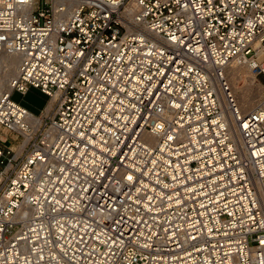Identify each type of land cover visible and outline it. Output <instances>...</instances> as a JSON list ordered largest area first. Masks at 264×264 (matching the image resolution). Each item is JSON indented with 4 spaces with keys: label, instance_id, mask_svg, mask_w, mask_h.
I'll use <instances>...</instances> for the list:
<instances>
[{
    "label": "built area",
    "instance_id": "1",
    "mask_svg": "<svg viewBox=\"0 0 264 264\" xmlns=\"http://www.w3.org/2000/svg\"><path fill=\"white\" fill-rule=\"evenodd\" d=\"M3 51L0 264H264V0H0Z\"/></svg>",
    "mask_w": 264,
    "mask_h": 264
},
{
    "label": "rangeland",
    "instance_id": "2",
    "mask_svg": "<svg viewBox=\"0 0 264 264\" xmlns=\"http://www.w3.org/2000/svg\"><path fill=\"white\" fill-rule=\"evenodd\" d=\"M9 56L4 54L3 52H0V86L7 85L15 76V62L12 60H9ZM256 76V82H252V85H248V73H244L243 70H240V76L237 78L236 81H233L234 88H240L245 87L244 90L246 94L250 97L260 94L261 96V86H264V77L262 75H257L255 71L251 72ZM246 81V82H245ZM245 83V84H244ZM232 84V85H233ZM236 85V86H235ZM244 85V86H243ZM262 88V87H261ZM259 96V98H260ZM11 99L23 106L25 109L33 113L34 115H39V112L44 108V106L47 104L48 100L45 96H42L38 91L36 90H30L25 95L19 94L17 92H14L11 96ZM9 139H11V136H9ZM7 144H10V141L7 142Z\"/></svg>",
    "mask_w": 264,
    "mask_h": 264
},
{
    "label": "bare ground",
    "instance_id": "3",
    "mask_svg": "<svg viewBox=\"0 0 264 264\" xmlns=\"http://www.w3.org/2000/svg\"><path fill=\"white\" fill-rule=\"evenodd\" d=\"M3 53L5 55L7 54L9 56L8 57L9 60H12V62L13 61L15 62L14 64H15V71L16 72H15V76L13 78V79H15L16 76H17V73H18L19 58H18V56L16 54L12 53L11 51H3ZM240 70L241 71L243 70L244 73H248L249 74L248 75V80H249L248 81V85L249 86L252 85V82H254V83L256 82V76L251 73L252 72V67L251 66H249L248 64H238L237 62H234V61L230 62L225 67L224 73H223V77L228 82V84L230 86L229 94L232 97V99H233V101L235 103V106L238 109H241L242 111H247V110L253 109L254 106L260 101V98H259L260 94L257 93V95L255 94V96L253 95V97H251V96L249 97L246 94L245 90H244L245 87H240V88H236V89L233 87L234 84L232 82L236 81L237 78L240 76ZM11 81L5 86H0V94L3 93V92H8L9 91V84L11 83ZM261 87L258 88V89L262 90ZM217 93L220 96V99L222 101V105L224 107H227L225 99H224L223 92L219 88H217ZM50 106H51L50 104L47 106V110L50 109ZM234 135H235L236 138H238L236 131L234 132ZM21 149H22V146H21V148L19 150V153H20Z\"/></svg>",
    "mask_w": 264,
    "mask_h": 264
},
{
    "label": "trees",
    "instance_id": "4",
    "mask_svg": "<svg viewBox=\"0 0 264 264\" xmlns=\"http://www.w3.org/2000/svg\"><path fill=\"white\" fill-rule=\"evenodd\" d=\"M42 95V94H41ZM43 96V95H42Z\"/></svg>",
    "mask_w": 264,
    "mask_h": 264
}]
</instances>
